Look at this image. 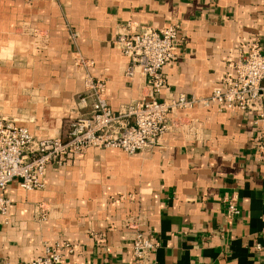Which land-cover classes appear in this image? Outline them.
Masks as SVG:
<instances>
[{"label": "crops", "instance_id": "0c3cea01", "mask_svg": "<svg viewBox=\"0 0 264 264\" xmlns=\"http://www.w3.org/2000/svg\"><path fill=\"white\" fill-rule=\"evenodd\" d=\"M130 22L181 27L159 101L208 98L251 45L264 55V0H0V112L37 139L67 140L91 111V101L79 107L87 73L115 112L150 99L115 45ZM168 121L151 150L91 148L52 166L43 191L11 183L0 264L47 248L63 264H137V233L157 244L149 264H264V116L197 105ZM227 200L238 218H227Z\"/></svg>", "mask_w": 264, "mask_h": 264}, {"label": "built area", "instance_id": "2783aa9c", "mask_svg": "<svg viewBox=\"0 0 264 264\" xmlns=\"http://www.w3.org/2000/svg\"><path fill=\"white\" fill-rule=\"evenodd\" d=\"M181 32L178 25L156 29L128 23L115 45L130 62L129 75L140 72L147 78L152 90L150 99L133 102L115 112L108 102L105 83L89 80L79 107L85 109L91 101V111L71 125L67 140L37 139L27 129L0 118V218L6 225L12 202L5 192L11 183L18 182L28 192L42 190L52 166H63L91 148L120 150L129 156L151 150L170 130V114L179 110L219 105L264 116V55L258 44L251 45L246 55L230 63L222 87L210 97L181 95L166 101L156 99L166 83L162 70L177 59L176 44ZM225 209L228 219L241 214L235 200H227ZM156 247L142 233L135 234L132 250L137 264H149V256ZM21 264L63 263L57 253L47 248L45 254Z\"/></svg>", "mask_w": 264, "mask_h": 264}, {"label": "rangeland", "instance_id": "374dc122", "mask_svg": "<svg viewBox=\"0 0 264 264\" xmlns=\"http://www.w3.org/2000/svg\"><path fill=\"white\" fill-rule=\"evenodd\" d=\"M77 63H78L80 66L84 67V68H85V67L89 68L90 65H91L90 62L85 61V60H82V59H78ZM89 80H94V79L92 78V76H91L90 73H87V75H86V77H85V81H84V93L88 91V89H87V83H88ZM84 93H83V94H84ZM83 96H84V95H83ZM77 113L79 114V112H77ZM81 116H82V114H81V115H78V117H77L76 119H74V120H72V121L70 122V129L72 128L71 125H72L73 123L77 122V121H78V118L81 117ZM0 118L6 119V120H8L9 122H12V123H14V124L17 125L16 122H14L13 120H10V119L6 118V117L3 115V113H1V112H0ZM22 128H24V127H22ZM25 129H26V128H25ZM46 138H58V137H57V136H53V135H51V136H46ZM44 139H45V138H44ZM45 188H46V186H45ZM45 188H44V189H45ZM44 189H42V190H37V191H43ZM22 190H23V189H22ZM23 191H24V190H23ZM25 192L28 193V191H25ZM30 192H33V191H30Z\"/></svg>", "mask_w": 264, "mask_h": 264}]
</instances>
